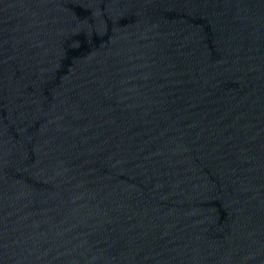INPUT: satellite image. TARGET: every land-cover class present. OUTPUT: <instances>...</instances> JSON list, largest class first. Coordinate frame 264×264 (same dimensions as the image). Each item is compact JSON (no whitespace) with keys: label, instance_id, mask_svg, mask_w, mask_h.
Returning <instances> with one entry per match:
<instances>
[{"label":"water","instance_id":"95a60500","mask_svg":"<svg viewBox=\"0 0 264 264\" xmlns=\"http://www.w3.org/2000/svg\"><path fill=\"white\" fill-rule=\"evenodd\" d=\"M0 264H264V0H0Z\"/></svg>","mask_w":264,"mask_h":264}]
</instances>
